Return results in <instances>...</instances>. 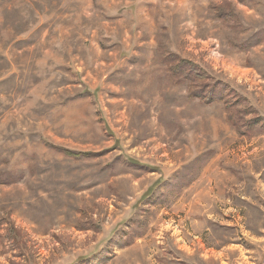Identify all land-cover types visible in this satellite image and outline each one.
Returning a JSON list of instances; mask_svg holds the SVG:
<instances>
[{"label": "rangeland", "instance_id": "obj_1", "mask_svg": "<svg viewBox=\"0 0 264 264\" xmlns=\"http://www.w3.org/2000/svg\"><path fill=\"white\" fill-rule=\"evenodd\" d=\"M225 89L264 117V0H0V264H264Z\"/></svg>", "mask_w": 264, "mask_h": 264}, {"label": "trees", "instance_id": "obj_2", "mask_svg": "<svg viewBox=\"0 0 264 264\" xmlns=\"http://www.w3.org/2000/svg\"><path fill=\"white\" fill-rule=\"evenodd\" d=\"M171 57H169V61L168 63L173 64L174 68L176 69V74H184L186 76V78L188 80H190L191 82H193L195 77L198 78H203V73H201V71H195V66L193 63H191L190 61H178L176 63H173V60L171 59ZM202 90V89H199ZM223 90V89H221ZM227 89H225V94L223 96H219L217 94L218 97H213L212 96V91H196L193 90L191 91L190 95L193 97H197L199 98L201 101L205 102V103H212L215 100H219L222 101L225 105V109H226V114H227V119L229 120L230 124L235 128L236 132L240 135L246 136L248 138L252 137L255 135V133L257 132L256 130L259 128H262L264 126V117H255L254 119H244L242 115H248V113H245L243 111V109H238L237 104H231L229 103V101H226V96H228ZM244 113V114H243ZM57 150L59 152H61L62 154H64L65 156H69V157H79V156H84V157H89L91 156L90 153H77V152H73V151H66L63 149H59L57 148ZM0 183H5L3 181L0 180Z\"/></svg>", "mask_w": 264, "mask_h": 264}, {"label": "crops", "instance_id": "obj_3", "mask_svg": "<svg viewBox=\"0 0 264 264\" xmlns=\"http://www.w3.org/2000/svg\"><path fill=\"white\" fill-rule=\"evenodd\" d=\"M253 137V136H252Z\"/></svg>", "mask_w": 264, "mask_h": 264}]
</instances>
